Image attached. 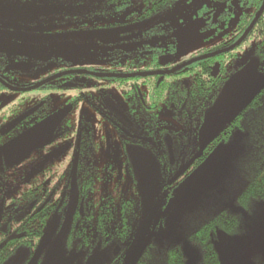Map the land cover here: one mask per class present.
Segmentation results:
<instances>
[{
	"label": "flooded vegetation",
	"instance_id": "1",
	"mask_svg": "<svg viewBox=\"0 0 264 264\" xmlns=\"http://www.w3.org/2000/svg\"><path fill=\"white\" fill-rule=\"evenodd\" d=\"M51 2H53V0H0V14L2 12H4V15L51 13L53 7ZM263 3L264 0H262L261 6ZM245 6L246 3L242 2V36L261 8L260 6V8L256 10L255 15L249 17L252 11L249 12V9ZM248 18L249 22L244 27L245 20L247 21ZM260 18H263L264 22V11L261 16H259L254 27L259 22ZM0 19L2 21V16H0ZM232 30L226 34L227 36L224 35L226 37L223 36L221 40L213 45L201 49L197 55L187 61L202 55L225 50L234 45L239 40L240 36L236 38V40L230 42L236 35ZM252 30L242 43L234 49L203 60L195 61L193 64L174 73L130 78L69 74L34 89L45 93L41 98L36 99L38 104H33L35 109L37 108L36 110H38L41 104H46L44 110H46L47 113L43 114L42 111H37L38 114H32L33 119H35L33 124L38 121L40 122L41 119L56 110L71 105L72 111L66 119L63 120L61 125L64 122L70 121V123L79 122L90 127L113 128V151L106 152L105 155H103V153L100 152H72L70 150L66 151L65 158L61 161V159H53L55 151L50 150L46 153V157L42 163L45 164L48 162L47 164L51 166L46 169H44L43 166H39L35 170V172L39 170L41 172L48 171V173L51 174L57 172L58 165L65 164V169L68 171L66 172L67 174L85 175V177H82V182H70L65 185L66 190L63 192L64 197L55 211V213L57 212L60 215L57 231L58 229H62L63 238L66 239L70 249L76 250L77 253L80 252L85 258L91 255L97 248L104 249L105 251H109L110 257V260L106 261L104 264H125L126 253L132 247L139 234L138 232L137 234L134 233L136 230L134 212L135 185L133 182L134 170H132V156L134 151L130 150V148H134L137 145V147L142 148L143 151L155 153L156 157L162 154V151L157 146L152 147L153 150H150L143 145L149 140V138H147L149 134L147 128L151 123L157 125V134L163 129H169L167 134L169 138L167 147L170 155L169 158L173 162L176 161L175 149L178 148V152L181 156H189L191 159L196 156L194 163L199 161L200 165H203L204 158L211 154L219 143L229 141L235 131H239L242 138L241 132L247 124V118L250 116L248 112L253 110L254 105L257 106L261 102L259 100L261 99V95L264 94L263 86L253 91L248 99L242 103L249 91L258 85L264 84V58L263 61L259 59L261 56H264V39L256 38V36L259 35L257 33L251 35ZM70 31L71 30L67 27H59L56 31L49 30L44 34H57L59 35L58 38L56 37L57 39L68 40L74 38V35H71ZM206 49L209 50L204 52ZM163 50L162 54L158 56L156 67L151 70L152 72L170 71L187 62L177 61V56L174 52L175 49L173 52L170 47H166ZM163 55H172L175 57V60L163 66L159 64L160 57ZM32 57L33 56L29 54L17 55L16 58L8 59L7 57L1 58L0 55V77L11 86L29 87L62 72L84 70L71 67L63 68L48 76L40 75L31 79L32 75L37 74V69L43 66L42 61ZM208 59L212 60L206 64L208 73L205 76V80L200 83L202 85L201 88L205 87L208 98L206 101H200L193 108H189L190 111L188 115L190 117V124L186 126L184 115H182L184 109L182 108L183 106L180 103L181 98L179 97L178 103L176 104V115L178 118H173L176 124L172 125V128L168 127L167 121L163 117L165 109H156L155 112L151 111L153 105L151 103L152 97L149 86L152 80L147 79V77H153L154 81H157L156 85H159L164 83L168 75L176 73L182 74V72L186 71L190 66L199 64ZM21 62H31L32 67L26 66L24 69L16 70L12 67V65ZM136 62L137 59L134 55L123 54L117 59L110 60L111 72L109 70L100 72L90 67L85 70L110 74L149 72L136 70L138 66ZM124 66L130 67V70H125ZM203 68L204 66L201 67L202 71ZM195 72L198 77L201 76L202 72ZM75 75H89V77L91 76L95 79L92 83L82 82L80 80L76 81L73 79ZM162 77L163 79L160 81ZM24 78H26V80H24ZM19 81H23V86L17 84ZM0 84L6 88V92H16L10 90L3 83L0 82ZM65 90H68V94L64 92ZM69 90L75 93L69 94ZM135 91H137V95H135ZM236 92L240 93L239 96L233 97ZM58 93L61 95L59 100L63 102L56 105L52 103L50 99H52V95ZM33 101L34 100H31V102ZM151 118L154 120L152 121ZM94 137L96 136L94 135ZM190 141L196 143L195 147L193 145L189 146L192 144ZM247 141L250 140L248 139ZM136 142H138V144H136ZM171 142L173 143L174 157H171L169 149ZM189 162L187 164H189ZM193 164L191 166H193ZM185 167L186 166L183 168ZM99 172H102L100 176L103 178V181L98 184L93 182V180L99 177L94 174L92 175V173ZM49 182L50 177L44 185H47ZM44 190H47L46 186ZM45 195L46 198L43 205L50 208L58 203L57 195L54 190H47ZM2 204L3 202L0 200V205ZM143 225L139 231H141ZM149 246L150 244L145 251L149 249ZM142 255L139 258H141Z\"/></svg>",
	"mask_w": 264,
	"mask_h": 264
},
{
	"label": "rangeland",
	"instance_id": "2",
	"mask_svg": "<svg viewBox=\"0 0 264 264\" xmlns=\"http://www.w3.org/2000/svg\"><path fill=\"white\" fill-rule=\"evenodd\" d=\"M241 13L242 7L237 0L232 4L216 0H178L162 15L154 17V22L151 20L147 23L146 29L159 31L154 36L148 37L147 33H144L145 30L121 34V28L126 25L95 28L96 22L102 25L116 21L126 22L128 12L119 18L91 19L87 25L94 29L88 28V31L87 29L79 31L82 22H71L67 17H63L64 20L61 21L59 17L53 16L52 12L49 17H44L40 13L4 15L2 12L0 30L24 37L42 35L49 30L56 31L59 27H67L69 30L79 29L71 30L74 38L68 40L56 38L50 41H26L0 34V55L1 58L12 59L17 55L30 54L32 58L42 61L43 66L37 69V74L32 75L31 79L40 75L48 76L59 69L70 67L84 70L90 67L104 72L110 67V60L119 58L122 53L142 51L147 45L173 47L177 61L184 62L197 55L201 49L221 40L235 27ZM104 31L106 35L101 33ZM73 79L92 83L95 78L89 75H75ZM17 84L23 86V81ZM64 92L68 94V90ZM74 93L69 90V94ZM43 95L45 93L40 90L29 92L0 90V110L9 107L12 100L18 102L22 98L34 100L29 104L32 106L37 103L36 99ZM60 96L59 93L54 94L50 100L59 105L63 102L59 100ZM0 115H2L1 111ZM172 115L171 110H165L163 113L167 126L171 128L176 124ZM112 130V127L95 129L97 138L94 137V140L102 141L103 151L114 150L111 148ZM241 133L242 138L239 131H235L229 141L219 143L212 153L207 155L199 168L207 167L211 172L205 176L201 185L176 201L160 220L150 241L149 250L152 258L149 264H165L168 249L177 245L182 247L187 264H201V249L193 243L191 235L208 218L222 210L237 214L240 222L234 231L223 228L213 235V243L219 253L221 264H264V199L254 200L249 208L242 207L238 202V197L247 183L242 163L250 142L247 141L248 138L243 130ZM130 150L134 151L132 156L134 191L145 192L153 199L157 195L153 189L161 175L162 165L156 154L151 151H143L137 146ZM179 161L180 166H183L184 159L179 158ZM135 196L138 194L135 193ZM4 207L5 204L0 205V229L6 228V222L2 218L6 212ZM159 208L158 201L147 202L146 210L150 214L159 213L157 211ZM59 218L60 215L56 212L51 215L45 226V233L35 250L42 248L38 264H104L110 260L109 251L104 249L97 248L86 258L80 252L70 249L63 238L62 229L57 231ZM30 250L31 247L28 246L18 248L4 264H25L30 256Z\"/></svg>",
	"mask_w": 264,
	"mask_h": 264
},
{
	"label": "trees",
	"instance_id": "3",
	"mask_svg": "<svg viewBox=\"0 0 264 264\" xmlns=\"http://www.w3.org/2000/svg\"><path fill=\"white\" fill-rule=\"evenodd\" d=\"M51 1V0H49ZM53 0L51 4L52 15L59 17L63 21V17H67L71 22H82V27L74 28L71 30H92L94 27H90L87 24L90 20H95L96 17H117L119 18L125 12L128 21L121 22L116 21L113 23L100 24L96 22L95 28L109 27V26H123L121 28V34L145 30L148 37H152L159 33L156 29H146V25L154 17L162 15L165 10L169 9L178 0ZM190 1V0H188ZM222 2H232L236 0H216ZM242 7V2L246 3V8L251 12V16L255 15L256 10L261 6L262 0H237ZM248 11V10H247ZM39 14V13H38ZM44 17L51 16L50 13H40ZM238 21L233 28L235 32V38H232L230 42L236 40L239 36H242V13L238 17ZM245 19V18H244ZM59 20V21H60ZM67 22V21H66ZM249 18L245 20V25L248 24ZM243 27V28H244ZM101 33H105L101 32ZM259 34L256 36L258 39H264V22L263 18H260L251 32L253 34ZM231 34V33H230ZM106 35V33H105ZM227 36V35H226ZM224 36V37H226ZM90 37V36H88ZM98 37V36H96ZM239 37V38H240ZM165 47L147 45L144 50L137 51L136 53H122L134 55L137 59L136 70L151 71L156 67L158 56L162 54ZM172 52L173 47H170ZM141 50V49H140ZM209 49L204 50L206 52ZM145 51V52H144ZM261 54V53H259ZM264 56L259 59L263 61ZM139 59V60H138ZM210 59L204 60L199 64L190 66L182 74L168 75L164 83L159 85L157 81H154L153 77H147L152 80L149 86L151 91V103L152 109H165L173 112V118H178L177 103L179 97L181 98L182 108L184 109V122L186 126L190 124L189 108H193L200 101H206L208 93L204 88H201V82L205 80V76L208 73L206 64ZM264 63V62H263ZM264 65V64H263ZM204 66L203 71L201 67ZM125 67V70H130V67ZM108 70L111 72V68ZM202 72L198 77L196 72ZM0 90H6V88L0 84ZM137 95V91H135ZM203 97V98H202ZM202 98V99H201ZM261 101L257 106H253V110H250L247 118V124L243 128L247 138L250 140L248 152L244 157L242 163L245 169V175L247 177V183L243 192L238 197L239 204L243 207L249 208L256 199H264V94L261 95ZM30 98H22L18 100H12L10 106L0 110V147L7 142L10 138L22 132L26 128L30 127L34 122L32 114L36 115L39 111L46 114V104H41L38 110L35 106H30ZM38 104V103H37ZM36 104V105H37ZM155 105V107H154ZM38 111V112H37ZM153 121L154 119L151 118ZM156 126L152 123L148 126L149 134L147 138L149 140L143 145L145 148L153 150L152 147L157 146L162 151V154L157 156L162 167L161 175L156 182L153 189L157 195L152 199L145 192L136 190L135 193V234L139 232L141 226L145 223L150 212H147L146 205L149 200L153 202L158 201L160 208L157 211L163 210L169 199L179 193V190L185 185L189 177H191L198 169L200 165L199 161H196L193 166L186 172L181 173L182 168L186 166L191 157H185L180 155L178 148L175 149V159L173 162L170 160L168 151V128L163 129L159 134L156 133ZM99 127H90L83 123H70V121L64 122L58 131L45 140L35 143L30 146L20 147L10 153H3L0 157V200L3 205L5 204L6 212L2 216L6 222V228L0 229V264H4L7 259L16 253L18 248L22 246L31 247L29 258L34 255L35 250L39 247V241L45 233V229L48 221L55 213L56 208L59 207L60 201L63 199V192L66 190L65 185L70 182H82V177L85 175H70L65 169V164L57 166V172L51 174L46 172H35L36 168L44 167V169L50 167V164L42 163L46 157V153L50 150H54L55 154L53 159L59 160L65 158L66 151L82 152L93 151L105 153L102 150V141L94 140L95 129ZM102 128V127H100ZM103 129V128H102ZM185 136V135H184ZM190 143H192L190 141ZM138 144V142H136ZM194 146L196 143H192L189 146ZM113 141L111 148L113 149ZM137 146V145H136ZM260 146V150H259ZM198 147V146H197ZM194 154V153H192ZM205 157V156H204ZM207 157V156H206ZM204 158V160L206 159ZM179 158H183L184 165L180 166ZM99 177L94 179L93 182L100 183L103 178L100 176L102 172L92 173V175ZM87 175V174H86ZM90 175L91 177H93ZM50 177V182L44 185L47 179ZM86 181V180H85ZM136 181L137 178H136ZM92 182V181H90ZM89 183V182H88ZM54 190L57 195L58 203L50 208L43 205L45 202L47 190ZM177 189V190H176ZM152 190V189H151ZM176 190V191H175ZM44 206V207H43ZM61 206V205H60ZM43 207V208H41ZM1 218V217H0ZM164 216L162 217V219ZM240 218L237 214L231 213L227 210H222L216 215L208 218L195 232L191 235V240L194 244L198 245L202 252L201 264H221L220 256L215 245L213 243V235L219 229H225L227 231L236 230L239 225ZM66 240V239H65ZM180 245L173 246L168 249L165 256V264H187L186 256L182 251ZM27 258V262L30 260ZM152 256L148 249L139 258L135 264H149ZM41 259V257H40ZM39 259V261H40ZM27 262L25 264H27ZM39 263V262H38Z\"/></svg>",
	"mask_w": 264,
	"mask_h": 264
},
{
	"label": "water",
	"instance_id": "4",
	"mask_svg": "<svg viewBox=\"0 0 264 264\" xmlns=\"http://www.w3.org/2000/svg\"><path fill=\"white\" fill-rule=\"evenodd\" d=\"M264 11V3L261 6L260 10L258 11L257 15L255 16L254 20L252 21V23L250 24L249 27H247V30L245 31V33L243 34V36H241L239 38V40L232 46H230L229 48L222 50V51H218L212 54H206V55H202L198 58H195L193 60L187 61L186 63L174 68L173 70L170 71H149V72H138V73H130V74H113V73H97V72H92V71H88V70H71V71H66V72H62L56 75H53L51 77H49L48 79H44L43 81L39 82L36 85L33 86H29V87H14L9 85L8 83L4 82V80L0 77V82L3 83L5 86H7L10 90L12 91H18V92H28L34 89H37L39 87H41L42 85H45L55 79H58L60 77H63L64 75H69V74H89V75H94V76H98V77H122V78H130V77H145V76H153V75H158V74H165V73H174L184 67H187L191 64H193L195 61H199V60H203L212 56H215L219 53H223V52H228L232 49H234L235 47H237L238 45H240L242 43V41L245 39V37L249 34V32L253 29L255 23L257 22V20L259 19V16H261V14ZM0 34H3L9 38H13V39H22V40H52V39H56V37L58 38L59 35L57 34H42V35H36V36H21V35H16L10 32H6L3 30H0ZM175 60V57H173L172 55H163L160 57V63L161 65L165 66L169 63H172ZM26 66L32 67V63L31 62H21V63H16L14 65H12L13 68L16 69H24ZM163 79V77L160 79V81ZM264 84L262 85H258L256 87H254L251 91H249L247 93L246 98L242 101V103H244L248 97L250 96V94L253 91H256L258 89H260L261 87H263ZM239 92H236L234 94L233 97H237L239 96ZM72 106L68 105L60 110H56L55 112L49 114L48 116L44 117L43 119L40 120V122H36L35 124H33L32 126H30L29 128H27L26 130L18 133V135H16L15 137H13L12 139H10L8 142L2 144V146L0 147V154L2 153H10L13 150H16L17 148L20 147H25V146H30L33 145L37 142H41L43 139L48 138L50 136H52L54 133H56L55 131L58 130L59 126L61 125V123L63 122V120L66 119V117L69 115V113L72 111ZM223 111V110H221ZM173 143H170L169 149H170V153H171V157H174V152H173ZM196 159V156L194 158H192L189 162V164L186 165L185 168H183L182 173L187 172V170L190 168V166L194 163ZM211 172V170L207 167H203V168H199V170H197L191 177H189V179L187 180V182L185 183V185L181 188V190H179V193L176 194L171 200H169V203L167 204V206L159 211V213H153L150 214L148 216V218L146 219V221H144V225L141 229V231H139L134 244L132 245V247L128 250V252L126 253V257H125V264H135L136 260L144 253L145 249L148 247V245L150 244L149 242L152 240L153 235H154V231L156 229V227L160 224V220L162 219L163 216H165L170 209L173 207L174 203L176 201H178L180 198L188 195L189 193H191L194 189H196V187H198L199 185H201L205 179V176L207 174H209ZM41 251L42 248H38L37 251H35L34 255L32 256V258H30L31 260L29 261L28 264H38L39 259H40V255H41Z\"/></svg>",
	"mask_w": 264,
	"mask_h": 264
}]
</instances>
